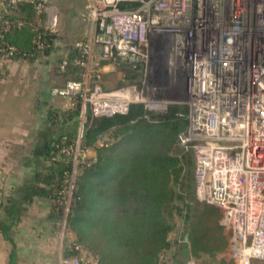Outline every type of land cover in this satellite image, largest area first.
<instances>
[{"label":"built area","instance_id":"1","mask_svg":"<svg viewBox=\"0 0 264 264\" xmlns=\"http://www.w3.org/2000/svg\"><path fill=\"white\" fill-rule=\"evenodd\" d=\"M5 1L11 8L31 4L35 30L59 33L49 0ZM82 16L94 33L74 43L81 57L73 63L84 68L82 77L51 88L52 95L79 107L73 143L58 145L70 165L59 190L64 227L80 168L91 164L90 148L84 147L89 117L128 114L134 104L164 112L182 87L189 124L180 143L195 152L197 193L223 212L234 264H264V0H87ZM34 42L43 54L42 32ZM17 51L8 43L0 46L9 58ZM102 61L142 72L141 85L103 89L93 81ZM71 62L64 58L60 69ZM7 192L0 166V210ZM69 249L77 253L62 257L61 264H88L87 250L75 239Z\"/></svg>","mask_w":264,"mask_h":264},{"label":"trees","instance_id":"2","mask_svg":"<svg viewBox=\"0 0 264 264\" xmlns=\"http://www.w3.org/2000/svg\"><path fill=\"white\" fill-rule=\"evenodd\" d=\"M18 7L31 10L30 20L22 21L5 13L0 20V46L8 43L17 47V54L11 59L23 58L24 54L30 55L28 60L36 59L42 53L34 40L42 32L47 44L43 54H48L56 36L46 34L43 28L35 30L36 13L31 4L21 3ZM25 29L31 38L27 46L19 45L16 39L17 33ZM71 47L72 55L68 59L72 62L67 69L83 71L82 66L73 63L81 57L80 52L74 44ZM106 63L102 61L100 66ZM113 66L119 67L123 82L112 89L141 85L142 72L133 71L125 63ZM106 76L101 71L94 75L93 81L110 90L104 87ZM70 117L79 119V107L71 110ZM188 124V107L177 103L170 104L164 112L134 104L128 114L105 118L97 127L88 124L84 147L93 146L107 134L112 141L96 147L97 155L90 159L91 164L80 168L67 228L75 233V241L96 257L98 264H163L162 256L169 250H174L176 257L179 254L197 259L208 256L217 264H232L219 258L230 236L221 209L188 201L193 187L197 190L195 152L192 147L180 144V134L187 131ZM75 135L63 134L51 142L45 172L38 171L24 197L25 202L39 194L51 197L62 216L59 190L70 165L68 157L58 152V145L72 144ZM177 141L184 149L182 152L176 151ZM190 152L194 154L193 161ZM187 166H190L188 170ZM21 210L15 203L6 208L10 218L19 215ZM177 215L182 216L186 228L178 251L177 242L170 238ZM3 227L0 225L7 234L8 226ZM76 253L70 250L67 256Z\"/></svg>","mask_w":264,"mask_h":264},{"label":"crops","instance_id":"3","mask_svg":"<svg viewBox=\"0 0 264 264\" xmlns=\"http://www.w3.org/2000/svg\"><path fill=\"white\" fill-rule=\"evenodd\" d=\"M48 5L50 11L58 13L60 22L55 0H49ZM82 9L77 12L81 16ZM5 13L22 21L31 17V10L22 7L10 10L6 1L0 0V20ZM83 31L80 39H93L90 22ZM26 32L25 29L17 33L19 45L30 44V34ZM55 36L51 51L36 59L0 55V166L6 172L8 186L6 203L0 210V225L8 226L7 234L0 228V264H61L76 238L74 232L64 227L63 215L56 210L51 197L39 194L29 202L24 201L38 171L45 172L51 142L60 135L75 134L79 125V119L70 117L71 110L64 107L66 99L51 95L54 85L82 77L84 71L60 69L62 60L72 55L74 43L70 44L59 33ZM93 50L98 59L99 46L94 45ZM109 65L106 63L101 68ZM14 203L22 210L10 218L6 208ZM84 255L88 264H98L89 251ZM182 257L168 254L163 264H184L187 260Z\"/></svg>","mask_w":264,"mask_h":264},{"label":"rangeland","instance_id":"4","mask_svg":"<svg viewBox=\"0 0 264 264\" xmlns=\"http://www.w3.org/2000/svg\"><path fill=\"white\" fill-rule=\"evenodd\" d=\"M55 4L58 6L60 14H61V20H60V31H59V35H63L64 37H66V39L68 40V42L71 43H75L78 39H80L81 34H83V30L86 29V26L88 28L89 26V20L82 18L83 16L79 15L77 12L81 9L82 11H84L85 9V5L87 4L86 0H55ZM86 25V26H85ZM95 62H92L91 64H94ZM102 63V62H101ZM109 64V63H108ZM91 69H94L95 66H91ZM102 71L104 74H106L107 76L104 78V87L106 89H112L116 86H120L122 81V77H121V73L119 71V67H115L113 65H109L106 66L104 68H102ZM69 80V79H68ZM68 80H66L65 82L63 81L60 85H64ZM180 86H182V83H180ZM52 95V94H51ZM54 96V95H52ZM56 97H61L63 99H66L65 102V108L66 109H74V106H72L69 103V100L67 98H64L62 96H56ZM184 95L182 93V87H180V90L178 91L176 97L173 99L174 101H176L175 103L180 104V106L184 105ZM173 104V103H172ZM183 108V107H182ZM105 118L102 117H91L89 118V123L91 125V127H97L99 123L103 122ZM112 139L109 137V135H105L104 137H102V139H99L93 146H90V151H89V158L93 159L96 157L97 155V148L96 147H101L103 144H106V142H111ZM181 144V143H180ZM176 151H181L184 150L183 148L180 147L178 141L176 142L175 145ZM190 155H192V161L194 159L193 157V152L189 153ZM190 166H187L186 169L188 170ZM193 193H192V197L189 199L188 201L191 202L193 205L196 204V202L200 203V204H204V205H209V206H214L211 205L209 203H207L205 200H202L198 193L196 192V187H193ZM216 207V206H215ZM220 209V208H219ZM221 211V210H220ZM174 229L170 234V238L172 240V242H177L176 245V250L178 251V249L182 248V243L183 240V234L186 233V228L185 225L183 224V218L181 215H177L174 219ZM229 239V238H228ZM228 239H227V243H226V248L224 251H222L219 254V258H225L227 259L229 262H231L232 264H234L232 258L229 256L228 254ZM174 250H169L166 251L163 256H162V260L165 259V256L168 254L173 253ZM183 257L182 258H186L184 262V264H217V262L213 261L211 258H209L208 256H204L203 258H194L191 257L189 254H180ZM254 264H262L261 261H256Z\"/></svg>","mask_w":264,"mask_h":264}]
</instances>
